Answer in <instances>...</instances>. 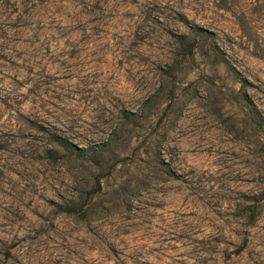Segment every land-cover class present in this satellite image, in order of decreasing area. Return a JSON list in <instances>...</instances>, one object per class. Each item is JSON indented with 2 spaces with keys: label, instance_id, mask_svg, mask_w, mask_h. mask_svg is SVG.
<instances>
[{
  "label": "rangeland",
  "instance_id": "obj_1",
  "mask_svg": "<svg viewBox=\"0 0 264 264\" xmlns=\"http://www.w3.org/2000/svg\"><path fill=\"white\" fill-rule=\"evenodd\" d=\"M0 264H264V0H0Z\"/></svg>",
  "mask_w": 264,
  "mask_h": 264
},
{
  "label": "trees",
  "instance_id": "obj_2",
  "mask_svg": "<svg viewBox=\"0 0 264 264\" xmlns=\"http://www.w3.org/2000/svg\"><path fill=\"white\" fill-rule=\"evenodd\" d=\"M201 30H204L203 28H201Z\"/></svg>",
  "mask_w": 264,
  "mask_h": 264
}]
</instances>
